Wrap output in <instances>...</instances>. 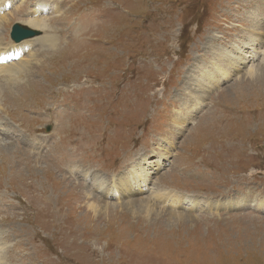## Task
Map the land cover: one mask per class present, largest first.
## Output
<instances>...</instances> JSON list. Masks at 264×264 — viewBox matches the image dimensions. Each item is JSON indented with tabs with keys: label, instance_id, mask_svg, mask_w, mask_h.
<instances>
[{
	"label": "rangeland",
	"instance_id": "rangeland-1",
	"mask_svg": "<svg viewBox=\"0 0 264 264\" xmlns=\"http://www.w3.org/2000/svg\"><path fill=\"white\" fill-rule=\"evenodd\" d=\"M39 1L57 45L0 95V263L264 264V0H10L3 37Z\"/></svg>",
	"mask_w": 264,
	"mask_h": 264
},
{
	"label": "bare ground",
	"instance_id": "bare-ground-1",
	"mask_svg": "<svg viewBox=\"0 0 264 264\" xmlns=\"http://www.w3.org/2000/svg\"><path fill=\"white\" fill-rule=\"evenodd\" d=\"M10 4H13L10 2V0H0V27H3L4 26L3 24H6L8 22V16L6 13V9ZM44 7H45V4H43L42 2H40V1L36 2V5L34 6V10L32 11L30 18L27 21L25 20L23 23V25H25L29 28L37 29L39 31L44 30L42 36H40V37L37 36L35 38L20 41V42H18V44H13L14 43L13 41L7 40V38L3 37L4 34L1 31L2 29L0 28V95L3 93L4 89L11 87V85H13L17 82L15 80V76H17L21 72L23 73V71H26V69L28 67L32 66V65L27 66L28 65V61H27L28 58L27 57L31 56L33 50L35 49L34 45L40 44L42 46L45 45L48 47L55 46L56 40L53 39L54 33L51 34L45 30L47 28V26H45L46 24H44V21H45L44 14L39 11V9H43ZM234 47H235V45L233 43H229L227 46L220 47L221 49L219 51H217V53L215 54V56H213V58H215V61H219V60L226 61V59L229 57L228 52L232 51L234 49ZM25 49H27V50L24 52L23 56L22 57L20 56L21 58H19L21 50L24 51ZM14 56H15L16 61L11 62V60H12V58H14ZM263 63H264V61H263ZM263 63L261 65L256 66V67H253V68L250 67L249 69H246V72H244V74H247L249 77H259L260 76V78H264V64ZM216 68H219V66L216 65ZM204 74L206 76L210 77L213 73L210 72L209 70H205ZM202 80H205V78L202 75H200V77H198V79L196 78V82H198V84H200L202 82ZM200 85H202V83ZM82 86L86 87V84L82 85ZM83 87L80 86V87H78V89H83ZM63 116H64V114H63ZM0 124H1V122H0ZM176 124L179 125L178 122ZM1 127H0V129H1ZM3 132H5V131H3ZM72 134L75 136L74 131L72 132ZM1 139L2 138H0V140ZM61 140L65 141V137L62 136ZM74 140L75 139H73V137L68 138V141H74ZM46 161H48V160H46ZM84 175H85V178L87 179L88 184H89V185L87 184V187H86L87 191L88 190L91 191V189H92V190H94V192L96 191L97 193H99V195L102 196V197L99 196L102 198V199L99 198L100 201H102L103 199H104V201L111 199L113 196L112 193H115V195L117 196V194H118L117 189L124 188L123 190H125L127 192L126 199H131V201H132L131 203L126 204L127 206H129L126 209V211L129 214H131L132 216L133 215L138 216V215H140L138 213L142 212V213L147 215L151 212V210H153L154 204H152L151 201L150 202L147 201L149 198H144V196L142 194L139 197L137 195V194L143 193V191H144V193L147 192L146 190L149 187L145 184V182L141 181L138 178L139 181L135 183V185L137 186V189L133 188L132 180H133V178H135L134 174H131V175H123L122 174L115 180V183H107V180L103 176L97 175L94 173L89 174L88 171L85 172ZM130 180H131V185L128 186ZM140 197H143V198L140 199ZM153 197L159 199L160 201H162V200L166 201L167 200L171 204H180L183 202L182 197H178V196H176V194H170L169 192L164 193V191L162 192L158 189L156 191H154V195L152 196V199H153ZM116 198H118V197H116ZM99 200H98V202H99ZM104 201L100 202V203H103V206L101 205V208L103 207L102 210L108 211V207H115L114 205L106 203L107 201L106 202H104ZM226 202L227 201H225V204H223L222 205L223 207L221 206V208H225V209L230 208V206L225 207L227 205ZM164 203H166V202H164ZM174 206H177V205H174ZM257 206L259 208L264 209V199L261 200L259 205L257 204ZM90 207L92 208L93 206H90ZM191 208H192V206H191ZM181 214L184 215L183 213H181ZM156 215H157V213H156ZM169 215H170V213H169ZM175 217L181 218L184 216L176 215ZM185 218H187V216H185ZM182 219H184V218H182ZM187 220H192V219L187 218ZM1 245L3 246V244L0 243V246ZM0 260H2V261L4 260L2 253L0 254ZM2 261L0 264H2Z\"/></svg>",
	"mask_w": 264,
	"mask_h": 264
},
{
	"label": "water",
	"instance_id": "water-1",
	"mask_svg": "<svg viewBox=\"0 0 264 264\" xmlns=\"http://www.w3.org/2000/svg\"><path fill=\"white\" fill-rule=\"evenodd\" d=\"M38 35H39L38 30L29 28L19 23H14L11 26L9 37L13 42L17 43L26 39L33 38Z\"/></svg>",
	"mask_w": 264,
	"mask_h": 264
}]
</instances>
